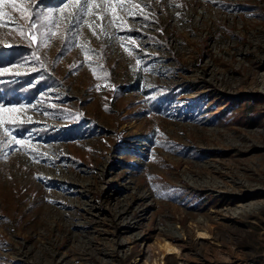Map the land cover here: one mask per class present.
I'll list each match as a JSON object with an SVG mask.
<instances>
[{"label":"rangeland","instance_id":"374dc122","mask_svg":"<svg viewBox=\"0 0 264 264\" xmlns=\"http://www.w3.org/2000/svg\"><path fill=\"white\" fill-rule=\"evenodd\" d=\"M67 2L0 4V264H264V0Z\"/></svg>","mask_w":264,"mask_h":264},{"label":"bare ground","instance_id":"6f19581e","mask_svg":"<svg viewBox=\"0 0 264 264\" xmlns=\"http://www.w3.org/2000/svg\"><path fill=\"white\" fill-rule=\"evenodd\" d=\"M195 235L198 239L211 238L209 230L205 227H198L195 229ZM174 255L178 260L174 264H189L181 258L182 249L180 245L169 238H159L156 241L153 252L149 255V259L145 264H165L167 258Z\"/></svg>","mask_w":264,"mask_h":264},{"label":"snow or ice","instance_id":"6c2138e0","mask_svg":"<svg viewBox=\"0 0 264 264\" xmlns=\"http://www.w3.org/2000/svg\"><path fill=\"white\" fill-rule=\"evenodd\" d=\"M5 2V0H0V4H3ZM12 8L16 9L17 5L15 3L11 4ZM69 7V3L67 2V0H62V6H60L58 8V11L63 12L65 8ZM71 7L77 9V12L79 13L78 15H76L75 17V22L78 25L81 21H82V16L88 14L89 12H91L93 9H97L98 5L96 3L93 2V0H85L84 2V6H81V0H74V2L71 4ZM23 10V9H20ZM0 15H2V13H0ZM37 18L39 17V13H36ZM36 24L35 21L32 22V28H35ZM33 42H35V37H32ZM139 63V61H138ZM0 110H4L7 111L8 109L3 107V105H0ZM13 111H15L16 109L13 108ZM17 143H19V141H17Z\"/></svg>","mask_w":264,"mask_h":264},{"label":"trees","instance_id":"16d2710c","mask_svg":"<svg viewBox=\"0 0 264 264\" xmlns=\"http://www.w3.org/2000/svg\"><path fill=\"white\" fill-rule=\"evenodd\" d=\"M56 2L53 3L52 5L54 6L56 4ZM22 53H23L22 49H20L18 47L4 48L0 45V67L7 66V65L13 63L20 55H22ZM21 85L20 84L17 85L18 87L16 89L18 90V92L21 93L22 96H30V94H33V93H30L27 91H22ZM0 90L5 91L8 89L6 87H0ZM14 94H17V93H14ZM16 96H18V95H16Z\"/></svg>","mask_w":264,"mask_h":264}]
</instances>
